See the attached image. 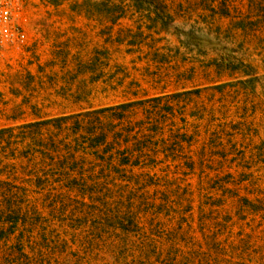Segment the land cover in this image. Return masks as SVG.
<instances>
[{
  "label": "rangeland",
  "instance_id": "rangeland-1",
  "mask_svg": "<svg viewBox=\"0 0 264 264\" xmlns=\"http://www.w3.org/2000/svg\"><path fill=\"white\" fill-rule=\"evenodd\" d=\"M18 21L0 57V264H264V0H24ZM156 96L155 167L86 206L39 188L38 122Z\"/></svg>",
  "mask_w": 264,
  "mask_h": 264
},
{
  "label": "trees",
  "instance_id": "trees-1",
  "mask_svg": "<svg viewBox=\"0 0 264 264\" xmlns=\"http://www.w3.org/2000/svg\"><path fill=\"white\" fill-rule=\"evenodd\" d=\"M170 104L169 97L156 96L38 122L51 128V137L40 145L45 169L37 185L75 192L76 202L86 206V197L92 201L97 188L111 189L129 181L127 168L155 167L150 147L171 113ZM139 111L141 118L136 116ZM103 195L102 207L108 213V196Z\"/></svg>",
  "mask_w": 264,
  "mask_h": 264
},
{
  "label": "built area",
  "instance_id": "built-area-1",
  "mask_svg": "<svg viewBox=\"0 0 264 264\" xmlns=\"http://www.w3.org/2000/svg\"><path fill=\"white\" fill-rule=\"evenodd\" d=\"M24 0H0V57L23 40L19 16Z\"/></svg>",
  "mask_w": 264,
  "mask_h": 264
}]
</instances>
